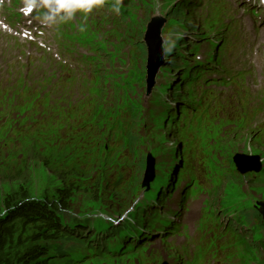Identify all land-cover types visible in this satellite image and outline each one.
Segmentation results:
<instances>
[{"label":"rangeland","instance_id":"1","mask_svg":"<svg viewBox=\"0 0 264 264\" xmlns=\"http://www.w3.org/2000/svg\"><path fill=\"white\" fill-rule=\"evenodd\" d=\"M143 1L144 4L141 5L140 2L135 10V14L147 18L139 32L134 25L131 26V21L127 23L129 9L133 6V3L129 2H122L120 13H116L110 6L113 0H109L107 8L111 12L95 11L91 14L93 18L89 14H84L82 22L78 23L76 39L77 41L82 39L80 43L83 47L89 48L83 41L89 44L97 40L95 49H102L110 63L116 60L122 62L125 58L126 65L123 70L130 68L128 71L130 86L125 88L124 94L120 91L109 92L107 103V106L113 107L116 101L121 100L128 105L118 113L122 121L120 125L125 124L129 132L121 152L113 136L107 140L112 156L105 154L103 148L90 150L86 159L81 157L83 156L81 151L75 154L68 146H56L52 140L40 141L35 135H29L25 145L10 148L9 151H0V197L27 187L34 198L46 196L50 198L56 196L61 187H74L71 201L68 202L70 205H66L65 211L72 219V225H90L93 222L102 226L109 224L110 230L119 228L120 231H124L125 227L127 231L131 229L127 228L126 224L136 218H144L140 211L149 209L153 204L152 200L160 196L158 194L162 184L167 182L172 185L168 184V191L173 193L167 197V203L161 206L163 215L154 219L157 224L153 226L160 230L164 229L165 233H148L145 231L147 227H141V232L146 233L140 239L141 246L137 250L131 253L123 251L121 256L114 259L86 255L80 261L72 259L69 239L49 235L38 241L48 252L45 254L47 260L50 264H264V223L263 229L255 231V235L262 239L263 247L261 248L259 244V251L252 249L251 253L243 256L238 254L237 248L227 246L226 250V245L220 242L221 233L216 234V238L208 237L207 228L202 222L203 214L205 218L207 211L216 208L217 203L229 204L237 210L251 213L257 200L264 202V172L262 177L257 178V175H254L252 178L239 173L219 171L213 183L208 181L207 176L200 175L201 182L196 192L188 197L182 195L183 186L190 180V176L198 175L202 170L206 171L200 167H193V162L195 164L200 162L201 151L205 147H211L212 152L216 154V157H212L215 160L212 163L214 168L218 166L217 163L221 164L220 167H225L227 163L225 165L222 161L233 160L237 153L257 154L262 157L264 163V110L250 107L248 102L235 99L240 84L245 82L253 69L257 70L259 77L264 74V56L249 49L253 45V40L260 37L264 47V10H260L262 7L259 4L260 0H228L231 11L226 22L232 20L233 13L239 15L238 19L241 22L236 23L234 29L232 20L225 40L217 46L227 59V63L222 61L220 65L227 69L214 65V70L208 77L209 80H215L210 82L216 83V86L208 87L211 91L195 103L196 109L187 111L191 118L188 115L181 116L179 113L174 119H171L172 115L177 114L174 109L179 108L181 104L176 98L179 96L181 99L190 100L194 95L184 82L182 67L173 68L169 62L160 68L155 86L147 89L145 72L144 76L142 74V70L145 71L147 53L142 39L147 21L152 17L166 19L163 27V49L164 56L168 59L175 56L179 49L190 52L197 44H203L201 50L203 54L208 48L211 52L216 48L215 41L226 22L223 19L221 24H215L219 23L215 20V14L214 22L209 21L203 9L199 7V0ZM176 4L183 7V12L178 14L172 12ZM248 6L251 8L248 9ZM254 8H257L256 12H253ZM219 16L218 10L217 17ZM93 23V28L98 30L112 26L113 29L107 34L112 38L107 40L103 34L99 36L91 27ZM246 26H252L248 35L245 33ZM121 34H124L122 38ZM48 37L54 44L62 43L57 40L55 30H51ZM112 40L114 42H111ZM183 42L187 43L183 45ZM89 49V52L94 53L93 49ZM121 51L124 57L120 55ZM10 54H15L17 58L23 57L16 51H11ZM194 54L192 53V56ZM21 64L23 71L24 67ZM104 65L106 66L105 60ZM56 68L60 69L59 66ZM98 71L101 72L103 69ZM92 74L89 73L86 78ZM107 77L101 81L111 80L114 88L120 86L124 89L125 81L121 79L122 76L118 78V82H115L114 75L109 79ZM148 80L153 82L152 79ZM198 84L200 85L198 92L201 93L205 84L202 82ZM108 89L110 90V87ZM67 91L63 86L62 92ZM72 91L86 95L79 85H74ZM237 103H241L244 110H239L236 107ZM56 107L58 106L51 103L42 105L46 115L55 110V117L58 115L64 117L69 123H74L75 128L83 126L80 120L71 118L69 114L55 109ZM93 107L94 101L90 107L81 108L80 111L87 118ZM130 107L133 110H130ZM104 110L115 116L109 107ZM189 121L193 122L192 128L191 123H188L183 131L181 125ZM171 123L173 125H170ZM85 127L87 128L86 124ZM128 138H133L135 143L129 145ZM148 153L149 156L153 153L156 157V177L150 185V190L142 187ZM43 155L51 157L49 164L41 157ZM56 158L59 160L58 163ZM74 158L86 165L73 166ZM113 160L116 162L112 163ZM248 161L255 162L254 159ZM60 171L66 172V177H60ZM174 177L177 184L179 183L175 191ZM196 207L197 211L194 212ZM213 216L215 219L212 220V225L220 226L216 222L219 217ZM162 219H172L173 224L179 226L174 232H167L173 227L166 226ZM33 228L36 229L32 226L27 227L28 230ZM241 228L248 231L250 224ZM28 237V232L21 237L16 236L18 241L14 240V247L19 250L25 249L31 244V240L38 239ZM212 242L216 250L211 246ZM216 251L225 253L219 258Z\"/></svg>","mask_w":264,"mask_h":264},{"label":"trees","instance_id":"2","mask_svg":"<svg viewBox=\"0 0 264 264\" xmlns=\"http://www.w3.org/2000/svg\"><path fill=\"white\" fill-rule=\"evenodd\" d=\"M176 11L178 14L183 10L178 6ZM41 157L48 164L52 160L48 155ZM62 176L66 177V172L60 171ZM73 188L61 187L56 196L50 198H34L27 187L0 197V264H50L45 255L47 250L38 241L49 235L69 236L70 232L61 224V218L66 204H70ZM30 226L36 229L28 230ZM27 232L28 238L38 239L31 240L25 249H16L13 245L16 236L21 237Z\"/></svg>","mask_w":264,"mask_h":264},{"label":"bare ground","instance_id":"3","mask_svg":"<svg viewBox=\"0 0 264 264\" xmlns=\"http://www.w3.org/2000/svg\"><path fill=\"white\" fill-rule=\"evenodd\" d=\"M200 4V3H199ZM94 12V10L92 11V13ZM91 27H94V23L91 24ZM246 33L247 29H246ZM13 40L14 37L12 35H10L9 33L0 30V48L2 50H4L6 53H8L10 50H12V44H13ZM149 41H152V39H150ZM34 45V43H33ZM150 52V49L147 51V53ZM83 55V52H80ZM247 76V78L245 79L244 83H241L237 92L238 94L236 95L235 99L236 100H242V101H246L248 102L250 107H255V108H260L261 110H264V74L262 76H258L256 71H253ZM68 76H65V78H67ZM151 79V78H149ZM150 81V80H149ZM11 83V76H7L4 73H1V77H0V90L4 89L6 86H8V84ZM236 107L239 110H244L243 106L241 103H237ZM130 110H133L132 107H130ZM176 114L171 116V119L176 118ZM170 125H173V123H171ZM151 157H153V153H151ZM142 187L144 189H148L150 190V188H148V186L146 184H142ZM197 211V207L195 208L194 212ZM218 213H220V211L218 210ZM193 214V212L191 213V215ZM195 214V213H194ZM163 215V213L161 212L160 216ZM159 217V216H158ZM210 220L211 223L206 222V228H207V232H208V237L210 238H216V234L219 235V233L222 232V230L224 229L223 233H221L220 235H226V236H230L231 232L228 229V222H225L227 227L223 228L222 224L219 222L218 219H216V222L220 224V226L218 227H214L212 225V220L215 219V217L211 214V215H206V220ZM164 220V219H162ZM232 226L236 229V232L238 235L241 234V230L239 227H237V224L240 226L242 224V222H240V218L238 216H234L233 220L231 221ZM136 224L135 222L131 221L128 223L127 228H130L131 230H127L125 234L121 235V237L118 239L117 245H119L118 247H116L117 253H113L111 252V257H109L108 259H114L115 254L121 255L122 254V245L124 243H126L124 245V249L127 248V246H131L134 248V250H137L138 247L141 246V241L137 236V228H136ZM150 231V230H149ZM158 233L163 234V232H161V230L159 228H157ZM155 231V232H157ZM122 234V231L120 232ZM151 233H154V231H151ZM130 239V240H129ZM119 243V244H118ZM243 250H248L247 252H250V250H252L250 247L244 246L242 248ZM83 255H87L90 256V251H85L82 253ZM104 257L102 256L101 259H103ZM167 264V263H164Z\"/></svg>","mask_w":264,"mask_h":264},{"label":"water","instance_id":"4","mask_svg":"<svg viewBox=\"0 0 264 264\" xmlns=\"http://www.w3.org/2000/svg\"><path fill=\"white\" fill-rule=\"evenodd\" d=\"M160 20H153L148 25V30L146 33V41L149 46V61H148V71L149 77L152 78L158 69V67L163 62L161 59V40L159 37V27H160ZM152 39V41H149ZM254 159L255 162L249 163L248 160ZM235 162L237 163L239 170L243 173L251 171V170H259L261 164L259 162V157L257 155L248 156L245 154H237L235 156ZM155 158L151 156H147L146 161V169L144 174L143 185L146 184L148 187L150 183L155 178ZM261 207L259 208L261 213L264 215V202L259 203Z\"/></svg>","mask_w":264,"mask_h":264},{"label":"clouds","instance_id":"5","mask_svg":"<svg viewBox=\"0 0 264 264\" xmlns=\"http://www.w3.org/2000/svg\"><path fill=\"white\" fill-rule=\"evenodd\" d=\"M33 7H44L43 18L47 21L70 20L77 12L91 13L94 8L103 6L105 0H29ZM123 0H113V11L120 13Z\"/></svg>","mask_w":264,"mask_h":264}]
</instances>
